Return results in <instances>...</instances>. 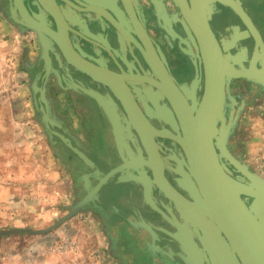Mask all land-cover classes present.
Returning a JSON list of instances; mask_svg holds the SVG:
<instances>
[{"label":"flooded vegetation","instance_id":"obj_1","mask_svg":"<svg viewBox=\"0 0 264 264\" xmlns=\"http://www.w3.org/2000/svg\"><path fill=\"white\" fill-rule=\"evenodd\" d=\"M186 1L193 9L192 0ZM24 2L36 21L65 37L57 20L38 0ZM56 2L68 24L69 42L80 58L91 63L99 76L111 78L107 75L114 74L115 83L131 91L153 126L182 135L178 115L181 97L196 115L205 95L207 72L195 32L179 0ZM212 3H216L217 10L210 14V26L223 50V40L230 46L229 50L223 51L226 79L229 81L220 102L215 142L230 175L253 188L257 178L262 177L251 173L252 169L243 157L244 146L239 128L251 104L256 100L264 101V88L254 80L255 75L252 79L244 77L245 70L251 71L253 63L257 71L264 69L255 57L257 33L264 40V0H206L208 8ZM11 4L15 6L8 0H0V10L4 12L8 9L6 17H10L9 21L21 33L33 34L36 58L28 69L32 81H36L46 93L48 103L40 101L42 90L36 95L39 108L43 106L46 112L50 103V118L57 123H50L53 129L68 137L72 134L66 131L69 119L61 116L57 108V97L62 95L74 104L77 113L82 114L83 122L88 125L86 139L81 141L80 146L77 140L71 139L72 142L90 156L102 173L111 172L124 164L125 159L141 161L139 165L123 171L141 175L139 182L118 183L117 178L121 174L118 173L99 191V199L89 201L86 206V210L102 221L107 231L109 227L116 233L130 228L132 241L126 244L121 240L126 257L129 256L135 264H243L231 243L226 245L225 235L211 226L207 217L199 228L196 222L185 217L193 215L189 208L177 203L161 187V180L158 177V181L155 172L160 166L174 189L186 199L206 205L203 200L195 201L191 197H199V193L194 192L196 183L183 147L171 138L155 136L154 149L158 160L153 159L114 88L72 64L60 44L42 32L45 49L39 33L28 31L27 27L16 22L10 11ZM46 51L48 57L45 56ZM167 76L178 91L168 84ZM150 80L157 81L158 85ZM166 84L169 87L164 90ZM91 90L99 93L102 99L98 101L91 96ZM184 111L187 112V109ZM110 117L115 120L122 145L114 136L116 131ZM227 131L229 136H226ZM223 140L228 153L246 166V170L224 155L220 148ZM62 146L68 151L67 165L79 173L80 182H84L83 175H90L92 185L96 187L100 180L94 174L95 169L87 167L71 149L64 144ZM78 194L82 199L87 192L84 187H79ZM247 201L251 204L253 199ZM186 224L188 228L183 233L181 230ZM144 225L154 233L147 231ZM121 257L124 259V256Z\"/></svg>","mask_w":264,"mask_h":264},{"label":"water","instance_id":"obj_2","mask_svg":"<svg viewBox=\"0 0 264 264\" xmlns=\"http://www.w3.org/2000/svg\"><path fill=\"white\" fill-rule=\"evenodd\" d=\"M43 7L50 12L57 20L65 37L57 33L46 24L39 23L29 13L25 6L24 0H13L16 10L20 16L14 13L12 8V16L17 22L26 24L27 29L35 31L40 35V42L46 49V44L42 32H46L62 47L68 60L84 71L88 75L110 85L114 88L119 97L123 100L127 111L129 112L133 124L139 131L144 144L149 148L150 155L153 159L158 160V155L155 146V136L171 138L183 147L185 157L187 159L190 173L195 179L196 186L194 192L199 193V197L192 195L196 200H203L206 205L186 199L176 189H174L165 178L162 166L155 169L157 179L164 191L177 203L189 208L193 215H185L191 221L196 222L199 228L204 225V218L209 219L211 226L219 229L222 232L228 243H231L236 253L238 254L243 264H264V178H257V184L251 188L240 181L234 179L226 165L222 160V155L218 151L215 135L218 127L217 117L220 113V102L225 92V87L228 83L226 79V67L223 60V51L229 50V44L223 40L224 50L221 47L215 33L213 32L209 18L210 14L217 10L216 3H212L210 8L206 6V0H192L193 9L188 6L186 0H179L181 8L195 32L199 43L200 51L202 52L206 62L207 85L204 98L194 115L186 100L181 97V103L178 106V115L182 125V135H177L168 129H157L146 115L143 113L140 106L135 101L131 91L115 83L114 74H108L111 78H105L98 75L97 70L93 65L80 56L73 50L68 38V24L60 12V8L56 0H38ZM64 38L67 40L65 41ZM236 36L233 40H236ZM257 44L255 46L256 61L264 67V40L260 33H257ZM45 56L48 57L47 51ZM159 71V70H158ZM255 75L254 80L264 88V69L256 70L255 63L252 65V70L246 69L244 72L245 78H250ZM158 85L155 80H150ZM168 84L178 91L177 86L167 76ZM167 85V84H166ZM164 85L163 89L167 90L168 85ZM90 95L100 101L101 95L93 90ZM179 93V92H178ZM182 101L183 106H182ZM116 108V106L114 107ZM187 109V112L184 111ZM41 111L47 115L43 106ZM107 113V109L105 108ZM110 122L113 128H116L115 122L110 117ZM47 129L56 135L63 144L71 149L74 154L87 166L95 169V176L100 180L99 185L78 204L70 205V212L60 219L57 223L47 229L34 230L31 228H16L0 230V235H15V234H31L42 235L49 233L60 225L79 214L85 205L93 198L98 189L109 180L113 179L117 174L119 182H139L142 177L133 172L123 171L137 166L141 161H128L111 172L104 174L97 168L96 163L86 154L78 145H74L71 138L59 130L53 129L49 121H45ZM220 148L224 151V155L230 157L236 165L246 170V166L240 164L226 150L224 140ZM124 152V151H123ZM183 155V154H182ZM152 159V160H153ZM153 163L155 161L153 160ZM159 170V171H158ZM85 180L90 178V175H83ZM252 198L253 202L248 204V199ZM187 225V224H186ZM187 226L182 227V232L187 231ZM184 237V236H183ZM202 240V239H201ZM204 243V241L202 240ZM197 245V243H195ZM187 247V244H185Z\"/></svg>","mask_w":264,"mask_h":264},{"label":"rangeland","instance_id":"obj_3","mask_svg":"<svg viewBox=\"0 0 264 264\" xmlns=\"http://www.w3.org/2000/svg\"><path fill=\"white\" fill-rule=\"evenodd\" d=\"M8 1L9 3H13V0ZM12 8L14 13L18 15L15 6L12 4L10 6L11 14L13 13ZM3 11H8V9ZM6 16L7 14L0 16V25L5 22L3 25L6 26V22L9 20L11 21L10 17L6 18ZM18 24H20L22 27H27L26 24L22 22H18ZM9 25H13L15 27V25L11 22ZM15 28L13 29L17 31L18 28ZM21 34L22 37H25V39L22 37L21 39H18L20 47L19 55L22 53L23 47L26 46V44L29 43V45L32 46L31 50H33L35 46V44L32 43V32H23ZM4 37L5 36L1 38L4 40ZM18 37L19 35H17V38ZM26 38H28L27 41H25ZM0 48L2 51H4L3 58L0 56V105L6 106L8 102L13 103L14 108L12 110H15L16 115L18 116L16 117L18 119V124H14L10 121L9 123L3 122L7 128L2 132L0 142H2L5 148L13 149L14 152L20 154L18 157L25 159L24 162L21 163V165L25 166L24 170L29 172L30 176H35V171L32 168V165L29 166L30 164L27 162L28 159L33 161L34 156H25L26 152L28 155H30L29 153L32 154L34 143L36 147L47 145V143L50 144L51 147L57 152L61 162H67L66 158L69 160V157L67 156L68 151L62 146L63 142L51 131H49V129H47L45 121H48V118L47 115L41 111V108H39L36 92H34L33 95L29 91V88L27 90L23 87L24 90H22L23 81L20 76H18V92H12L9 90L11 86L10 81L14 82V63L16 59L14 56L12 58V56L8 53L12 52V50L15 49V46L12 45L11 47V44H2ZM9 57L12 60H9ZM11 62H13V67ZM17 68L19 69L18 72H20V68H22L24 71L26 69L25 66L22 65V62L20 64V60L17 64ZM64 99L66 100V97H64ZM34 100L36 103L32 104V101ZM5 115L7 117H14L11 115V113H8L6 107ZM229 131L227 132L226 136H229ZM239 131L240 137L242 139L241 142L244 146L243 157L247 164L251 167V173L256 177L261 176L264 178V101L256 100L251 104V107L248 109L245 118L240 125ZM15 133L22 135L23 138L17 140L13 139L12 137ZM36 134L37 136H35ZM30 137L31 139H35L33 144ZM43 169L45 168L43 167ZM42 190L43 189L40 188L37 190V192L43 193ZM69 196H71V199H66L65 202L62 201V199L52 200L50 203L52 206L51 209L53 210L52 212L56 213L52 219L47 218L45 221L44 219H39L40 221L34 220V222H30L34 224L33 227H12L0 221V230L9 228H31L34 230L47 229L69 213L68 207L75 203V199L72 198L76 196V193H72V195L69 194ZM145 226L146 225H144V227ZM135 227L138 229L137 226ZM145 228L151 234L154 233L149 227ZM129 230L130 228L126 227L124 232L121 230L119 233H116L113 228L109 227L108 231L111 238L113 239L112 243L114 245L112 246L108 237V231L106 228H104L102 221L90 210H86L84 208L79 214L60 225L59 228L53 232L54 236L48 238L49 241H40L42 245L44 244L46 246V248L50 247V242L54 241L56 244L55 247H58L61 252H64L62 254L63 260L61 261L66 262L67 264H135L130 260L129 256L128 258L126 257L127 254H125L121 248L122 241L126 244L127 242L132 241ZM33 239H36L34 235L26 233L0 235V262L2 261V258L5 259V257H15V255H17L16 252H22V250L28 245L29 241H32ZM48 253L50 255H54V253ZM120 254H122L121 256H124V259L120 256ZM130 254L133 256L132 253ZM51 260H57V257L52 256Z\"/></svg>","mask_w":264,"mask_h":264},{"label":"crops","instance_id":"obj_4","mask_svg":"<svg viewBox=\"0 0 264 264\" xmlns=\"http://www.w3.org/2000/svg\"><path fill=\"white\" fill-rule=\"evenodd\" d=\"M1 15H5V12H2L0 10V16ZM4 23L1 24L2 26L0 25V46L2 44H11V47L12 45L15 46V49L12 50V52H9L8 54H10L12 58L14 56V58L16 59L14 63V82L10 81L11 86L9 90L12 92H18V76H20L23 81L22 90H24L23 87L27 90L29 88V91L31 93H38L39 90H42L43 96L40 97V101L48 103V100H46L45 97L46 93L44 89L40 88L36 81H32L28 69L29 66L34 63V60L36 58L34 49L31 50L32 46L29 45V43L27 42L28 44H26V46L23 47L22 45L23 51L19 55L20 47L18 39H21L22 37L21 31L18 27L17 29L13 25H9V21L6 22V26L3 25ZM13 28L17 29V31H15ZM17 35H19L18 38ZM3 36H5L4 40L1 38ZM22 38L25 39V37ZM27 39L28 38H26L25 41H27ZM3 52L4 51H2L0 48L1 58H3ZM9 60L12 59L9 57ZM19 60L20 64L22 62V65L25 66V71L20 68V72H18L19 69L17 68V64L19 63ZM11 63L13 67V62ZM57 98L58 99L56 100V104L60 115L69 119L66 124V131L72 133L71 135L69 134V137L71 139H74L75 142L77 140L76 143L80 146L81 141L86 139L88 125L83 122L81 118L82 114L80 115L79 113H77L74 104L72 105L71 102L65 100L62 95ZM8 103L6 104V106L0 105V137L2 135V132L7 128V126H5L3 122L9 123L10 121L14 124H18V119L16 118L18 116L16 115L15 110H12L14 108V105L13 103ZM34 103H36L35 100L32 101V104ZM5 107L8 113H11V115L14 117H7L5 115ZM50 116L51 110L49 103L47 105V118L49 117L48 121H50V123L56 125V121L50 118ZM112 120L115 122L114 119ZM74 126H76L77 128ZM114 129L116 131V133L114 132V136L116 137V139H118V131L116 128ZM35 136H37V134ZM12 138L17 140L22 139L23 136L15 133ZM31 140L33 144L35 139ZM118 142L120 145L123 144L122 139L120 138ZM128 148L130 147L128 146ZM26 153L25 156H34L33 161L28 159L27 162L30 164L29 166L32 165V168L35 171V176H30L29 172L24 170L25 166L21 165V163H23L25 159L19 158L18 156H20V154L14 152L13 149L5 148L2 142H0V221L4 222L8 226L33 227L34 224L30 222H34V220L40 221L44 219L45 221L47 218L52 219L53 216H55L56 214L55 212H52L53 210L51 209L52 206L50 203L53 199H62V201L65 202L66 199H71V196H69V194L72 195V193H76V196L72 199H75L74 204H78L87 196V194H89L99 185L98 184L96 187H93L91 177L88 180H85L82 176V180L84 179V182H80L79 173L76 172L75 169L69 167L67 165V162H61V159L59 158L55 149H53L48 143L47 145H41L40 147H36L34 143V148H32V154L29 153L30 155H28ZM43 167L45 169H43ZM111 180L102 185L90 201H93L94 199H99V191ZM118 183L125 182L118 181ZM79 187H84V191L87 192V194L82 199H79ZM40 188L43 189V193L37 192V190ZM88 203L85 205V209ZM68 210L70 212L69 207ZM58 228H56L55 230H57ZM55 230L42 235H34L36 239L29 241L28 245L22 250V252H16L17 255H15V257L12 256L11 258H2L0 264H67L66 262L61 261L63 260L62 254L64 252H61L58 247H55L56 244L54 243V241L50 242V247L47 248L44 244H41V241H49L48 238L54 236L53 232ZM108 235L111 245L114 246L112 243L113 239L111 238L109 233ZM47 251L54 253V255H50ZM52 256L57 257V260H51Z\"/></svg>","mask_w":264,"mask_h":264}]
</instances>
